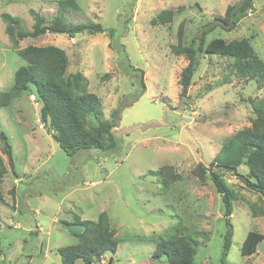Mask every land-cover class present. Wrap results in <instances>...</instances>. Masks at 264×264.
<instances>
[{
	"label": "rangeland",
	"instance_id": "rangeland-1",
	"mask_svg": "<svg viewBox=\"0 0 264 264\" xmlns=\"http://www.w3.org/2000/svg\"><path fill=\"white\" fill-rule=\"evenodd\" d=\"M60 1L0 0V16L19 19L15 32L31 31L35 20L30 11L50 25ZM241 1L75 0L78 10L65 12V21L100 24L105 32L73 39L45 34L16 42L0 18V92L9 90L16 70L26 64L18 50L53 45L66 53V76L81 74L87 90L100 99L102 120L110 122L113 111L119 116L112 129L115 149L83 150L69 157L39 122L40 104L32 92L0 108V131L12 148L15 172L0 144L7 169L0 186V264H61L57 249L75 244L74 234L81 232L69 226L73 217L96 221L102 212L120 242L115 253L93 264H167L151 255L154 238L173 228L193 242L194 264H220L228 229L224 264H264V242L250 256L240 253L248 232L264 235V199L229 172L210 167L221 146L250 127L253 103L264 102V78L240 77L233 59L202 52L181 100L179 79L188 58L172 50L184 22V46L206 31L207 41L246 39L255 59L264 63V0H252V9L235 26H217L216 18ZM165 10L172 12L171 21L159 23L157 15ZM111 29L116 40L107 33ZM87 121L97 126L92 116ZM198 164L206 169L203 180L192 173ZM164 165L181 177L166 193L156 174ZM210 171L218 172L233 194L228 218ZM237 171L248 173L245 165Z\"/></svg>",
	"mask_w": 264,
	"mask_h": 264
},
{
	"label": "trees",
	"instance_id": "trees-1",
	"mask_svg": "<svg viewBox=\"0 0 264 264\" xmlns=\"http://www.w3.org/2000/svg\"><path fill=\"white\" fill-rule=\"evenodd\" d=\"M250 9H252V0H242L237 5L228 6L224 16L216 18L219 23L217 26H235ZM69 10H78L75 0L58 2L57 15L50 25H44L43 17L30 11L35 20L31 31L20 29L15 32L16 26L19 25V19L9 14H1L0 18L6 25V34L16 42L45 34L66 35L69 39H73L81 33L94 35L105 32L100 24H68L65 21V12ZM171 15L170 10H165L157 15L156 21L163 24L169 23ZM183 26L184 22L179 23L177 44L172 47L175 54H185L188 58L187 65L180 73L181 100L187 97L191 79L198 66V56L202 52L233 59V66L240 77L264 78V63L255 59L251 45L246 39L226 42L221 38H213L207 41L208 31H206L202 32L200 37L194 38L189 46H184ZM217 26L214 24L211 27L214 29ZM107 33L110 39L116 40V32L113 29ZM117 50L119 55L121 53L126 58L123 46H119ZM17 54L26 64L16 70L9 90L0 92V108L9 106L13 99L26 96L30 91L40 104L39 122L45 130L51 133L53 140L67 156L74 157L83 150L106 151L116 148L117 141L112 135V129L117 126L119 120L117 112H112L110 122L102 120L101 101L97 95L87 90L86 79L79 73L66 76L68 60L64 50L53 45L27 46L18 50ZM126 61L127 58L122 59V62ZM142 74H140V94L144 92ZM105 78L108 76H104ZM253 110L255 118L250 127L238 131L224 143L210 162V167L229 172L239 179L247 189L264 199V102L253 103ZM89 115L96 120L97 126L89 125L87 121ZM0 144L7 165L11 173L15 175L12 148L7 136L1 131ZM240 165L247 167L246 175L238 173L237 169ZM205 170L202 164H198L192 173L196 178L203 180ZM6 173L5 163L0 155V186ZM156 174L159 177L162 193H166L173 184L181 179L170 165L160 167ZM209 177L215 190L222 196L224 216L228 218L232 214L230 200L233 194L221 180L218 172L210 171ZM69 226L81 228V232L74 234L77 239L75 244L57 249L61 264H75L78 261H81L82 264H93L97 258L104 254L116 252L120 240L115 235L105 212L100 213L96 221L81 220L80 217L74 216ZM178 230V228H173L166 234L154 238L155 248L151 255L152 259H165L167 264H194L195 246L187 235L179 234ZM230 237L231 231L228 229L223 239L220 264H224ZM262 242H264V235L248 232L240 247L241 255H252ZM2 264H5L4 261Z\"/></svg>",
	"mask_w": 264,
	"mask_h": 264
},
{
	"label": "water",
	"instance_id": "water-1",
	"mask_svg": "<svg viewBox=\"0 0 264 264\" xmlns=\"http://www.w3.org/2000/svg\"><path fill=\"white\" fill-rule=\"evenodd\" d=\"M203 120H204V118L203 119L198 118L196 121L197 122H202Z\"/></svg>",
	"mask_w": 264,
	"mask_h": 264
}]
</instances>
